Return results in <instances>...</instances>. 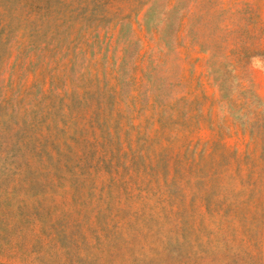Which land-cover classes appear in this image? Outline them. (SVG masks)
I'll list each match as a JSON object with an SVG mask.
<instances>
[{"label": "rangeland", "instance_id": "rangeland-1", "mask_svg": "<svg viewBox=\"0 0 264 264\" xmlns=\"http://www.w3.org/2000/svg\"><path fill=\"white\" fill-rule=\"evenodd\" d=\"M0 264H264V0H0Z\"/></svg>", "mask_w": 264, "mask_h": 264}]
</instances>
